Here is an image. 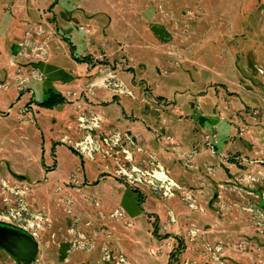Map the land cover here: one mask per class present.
Segmentation results:
<instances>
[{
  "label": "rangeland",
  "instance_id": "obj_1",
  "mask_svg": "<svg viewBox=\"0 0 264 264\" xmlns=\"http://www.w3.org/2000/svg\"><path fill=\"white\" fill-rule=\"evenodd\" d=\"M1 3L0 223L38 248L0 264H264V0Z\"/></svg>",
  "mask_w": 264,
  "mask_h": 264
},
{
  "label": "crops",
  "instance_id": "obj_2",
  "mask_svg": "<svg viewBox=\"0 0 264 264\" xmlns=\"http://www.w3.org/2000/svg\"><path fill=\"white\" fill-rule=\"evenodd\" d=\"M16 1H19V0H16ZM24 2H26V4H24V9L25 10H29L30 12H33V10H31V7H40V5H41V3H45L46 1H48V0H39V2H41L39 5H36V4H34V1H37V0H23ZM28 1H31V2H33V4L32 5H28L27 4V2ZM0 5H2V3L0 4ZM34 5V6H33ZM1 7V6H0ZM2 9V8H1ZM39 8H37V9H35V11L36 12H38V15H39ZM36 12H33V13H36ZM25 16H27V14L25 15ZM23 23H26V21H23ZM23 30V29H22ZM49 56H51V57H53V58H51L50 59V61L51 60H56V57L54 56V54L53 53H50V54H48ZM65 60V59H64ZM48 62H49V59H48ZM12 63V62H11ZM68 67L66 66L65 67V69L63 70L64 72L63 73H60V75L57 77V79L59 80L60 78H62L63 79V81H64V83L62 82V84H59V85H57L56 87H51V86H48V85H45V88H44V90L45 91H43V94H42V96L41 97H39V98H35V97H33L32 99H33V102H32V104H31V108H30V110L28 111V113H30V114H33V116L31 115V119H32V123L34 122L36 125V127H37V132L38 133H41V135H43L44 134V130L46 129V128H48L49 127V125L50 124H48L46 121H39L38 120V117L39 116H42V117H44L43 115L44 114H48L49 112L47 111V110H51L50 111V113H51V115L52 116H54L55 117V119H53L52 121L53 122H57V124H59L60 122H61V116H62V111H60V110H57L56 109V107H52V108H44V107H41V106H39L38 105V102H41V101H43V100H45L46 98H48V90L50 89L52 92H54V93H63L62 94V96H64L65 94H64V92H66V90H67V88L69 87V83H70V81L69 80H67V78H71V73L69 72H67L68 70ZM59 72H61V70L59 71ZM58 80H56L55 82H53L54 84L56 83V82H58ZM60 81V80H59ZM16 83H18V80L16 79V77L9 83V81L7 80V79H5V80H0V110L1 111H3L4 110V108L7 106V105H11L10 104V99H9V97L10 96H13V97H15L16 96V94L18 93L17 91H16V89H17V87L18 86H16ZM40 84H42V85H44V82L42 81H40L39 82ZM47 86V87H46ZM20 89H21V87H20ZM28 89H31V88H28ZM7 91H10V93H6ZM17 98H19V95H18V97ZM41 117V118H42ZM64 122V121H63ZM29 123V122H28ZM62 123V122H61ZM40 137H42V136H40ZM50 145H51V150L52 151H59V149L60 148H62V147H65V149H67V151L65 152V158L67 159V162H68V164H70L71 165V167L72 168H74L72 165L74 164V162H73V159H75V160H77L75 157H73L72 155H76V153H74V152H72V150L70 149V148H68V145H66L64 142H62V141H54L53 143H50ZM74 153V154H73ZM43 155H44V152H43ZM51 155H53V154H51ZM77 156V155H76ZM72 158V159H71ZM60 161L61 160H59L58 158H56L55 160H53V167H52V170L53 171H56V169H57V167L59 166V164H60ZM83 161V160H82ZM81 161V162H82ZM45 165V164H44ZM71 167H69V168H67L65 171H68ZM76 169V168H75ZM82 169H84V166H82ZM64 171V172H65Z\"/></svg>",
  "mask_w": 264,
  "mask_h": 264
},
{
  "label": "flooded vegetation",
  "instance_id": "obj_3",
  "mask_svg": "<svg viewBox=\"0 0 264 264\" xmlns=\"http://www.w3.org/2000/svg\"><path fill=\"white\" fill-rule=\"evenodd\" d=\"M82 163H84V161H82ZM84 178L85 177L83 175V182L87 183ZM29 237L34 241L36 248L33 254H28L25 251L26 243L29 241ZM53 237H55V233ZM37 248L36 241L27 232L14 227L11 224L0 223V250L3 251L6 256L10 257L15 263H25L24 259L29 257L32 259L36 254ZM8 250H12L15 256ZM80 264L85 263L82 262Z\"/></svg>",
  "mask_w": 264,
  "mask_h": 264
},
{
  "label": "trees",
  "instance_id": "obj_4",
  "mask_svg": "<svg viewBox=\"0 0 264 264\" xmlns=\"http://www.w3.org/2000/svg\"><path fill=\"white\" fill-rule=\"evenodd\" d=\"M48 98L45 100L38 102V105L44 108H52L55 104L63 101V96L59 93H54L50 89L48 90Z\"/></svg>",
  "mask_w": 264,
  "mask_h": 264
},
{
  "label": "water",
  "instance_id": "obj_5",
  "mask_svg": "<svg viewBox=\"0 0 264 264\" xmlns=\"http://www.w3.org/2000/svg\"><path fill=\"white\" fill-rule=\"evenodd\" d=\"M29 241L26 243V248H25V251L29 254V253H31V254H33L34 252H35V245H34V241L29 237V239H28ZM8 251H10V253L12 254V255H14L15 256V254H14V252L12 251V250H8ZM31 260V257H29V258H25L24 259V261L25 262H29Z\"/></svg>",
  "mask_w": 264,
  "mask_h": 264
},
{
  "label": "built area",
  "instance_id": "obj_6",
  "mask_svg": "<svg viewBox=\"0 0 264 264\" xmlns=\"http://www.w3.org/2000/svg\"><path fill=\"white\" fill-rule=\"evenodd\" d=\"M213 149V148H212Z\"/></svg>",
  "mask_w": 264,
  "mask_h": 264
}]
</instances>
